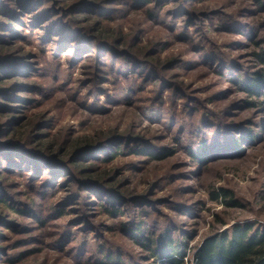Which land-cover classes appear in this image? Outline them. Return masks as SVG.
<instances>
[{
    "label": "rangeland",
    "instance_id": "obj_1",
    "mask_svg": "<svg viewBox=\"0 0 264 264\" xmlns=\"http://www.w3.org/2000/svg\"><path fill=\"white\" fill-rule=\"evenodd\" d=\"M263 47L264 0H0V264H157L166 229L195 264L264 226V89L238 83Z\"/></svg>",
    "mask_w": 264,
    "mask_h": 264
},
{
    "label": "trees",
    "instance_id": "obj_2",
    "mask_svg": "<svg viewBox=\"0 0 264 264\" xmlns=\"http://www.w3.org/2000/svg\"><path fill=\"white\" fill-rule=\"evenodd\" d=\"M254 57L261 65V68L254 73L251 80H239L242 83V89L247 90L255 98L262 96L264 89V47L254 53ZM17 87H19L17 85ZM21 89V87H19ZM258 100V99H257ZM251 108L260 106L259 101L248 103ZM264 107V103L262 105ZM264 128V127H263ZM249 141H258L259 136L256 133L248 135ZM238 139L235 141L237 148H243L244 140ZM88 146L93 144L89 142ZM252 146V145H251ZM209 145L208 141L199 143L197 152L193 157L199 160L204 159L209 155L210 150L214 151L216 148ZM133 154L145 155L148 153L145 149H131ZM123 149L118 146L111 156L121 154ZM2 152V151H1ZM239 151H234V154ZM171 154H164L161 158L164 159ZM212 200L221 202L224 206L230 208H239L242 205L234 198L231 191L220 188L212 193ZM4 202L5 201H1ZM118 203V202H117ZM116 203V204H117ZM108 212H111L108 209ZM112 214H121V210L117 208L111 212ZM170 229H166L162 233V241L151 240L147 241L144 246L150 249L154 262L161 264H185L188 255V244L174 239L169 234ZM112 253H109L111 255ZM113 257V258H112ZM107 256L106 261L111 260L112 264H124L121 258L116 259L114 256ZM115 258V259H114ZM195 264H264V226H257L254 223L235 224L229 229L217 232L210 237H207L200 246L197 247L194 253ZM163 262V263H162ZM102 264H107L102 262ZM109 264V263H108Z\"/></svg>",
    "mask_w": 264,
    "mask_h": 264
}]
</instances>
